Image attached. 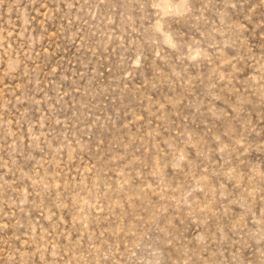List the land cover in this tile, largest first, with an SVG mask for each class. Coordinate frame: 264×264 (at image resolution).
<instances>
[{"label": "rangeland", "instance_id": "1", "mask_svg": "<svg viewBox=\"0 0 264 264\" xmlns=\"http://www.w3.org/2000/svg\"><path fill=\"white\" fill-rule=\"evenodd\" d=\"M0 264H264V0H0Z\"/></svg>", "mask_w": 264, "mask_h": 264}]
</instances>
